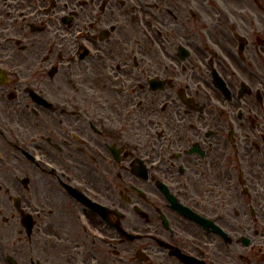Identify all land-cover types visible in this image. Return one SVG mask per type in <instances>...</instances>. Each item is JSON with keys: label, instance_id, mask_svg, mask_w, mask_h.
<instances>
[{"label": "flooded vegetation", "instance_id": "flooded-vegetation-1", "mask_svg": "<svg viewBox=\"0 0 264 264\" xmlns=\"http://www.w3.org/2000/svg\"><path fill=\"white\" fill-rule=\"evenodd\" d=\"M256 1L0 0V264H264Z\"/></svg>", "mask_w": 264, "mask_h": 264}, {"label": "rangeland", "instance_id": "rangeland-1", "mask_svg": "<svg viewBox=\"0 0 264 264\" xmlns=\"http://www.w3.org/2000/svg\"><path fill=\"white\" fill-rule=\"evenodd\" d=\"M256 4V3H255ZM253 8H255L253 5H251ZM256 6V5H255ZM257 7V6H256ZM257 9V8H256ZM258 12L257 13H261L262 15L264 14V12L259 8L257 9ZM233 43H236V39L235 37L233 36ZM258 222H257V216H252L249 214V226H250V229H249V235L254 238L255 237V229L258 227Z\"/></svg>", "mask_w": 264, "mask_h": 264}]
</instances>
